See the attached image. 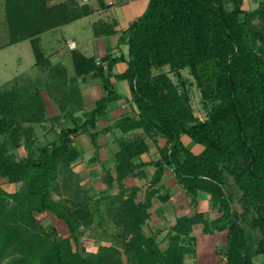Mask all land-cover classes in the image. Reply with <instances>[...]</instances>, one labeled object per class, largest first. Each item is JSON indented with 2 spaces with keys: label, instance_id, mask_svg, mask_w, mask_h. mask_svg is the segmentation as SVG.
<instances>
[{
  "label": "trees",
  "instance_id": "16d2710c",
  "mask_svg": "<svg viewBox=\"0 0 264 264\" xmlns=\"http://www.w3.org/2000/svg\"><path fill=\"white\" fill-rule=\"evenodd\" d=\"M93 1L103 6V0H7L12 40L6 46L31 41L36 65L58 80L49 95L73 126L62 128L57 140L36 147L34 126L47 119L41 93L36 90L28 98L15 91L0 93V179L21 185L15 194L0 186V262L14 254L8 264H185V257L194 252L193 226H209L203 215L195 211L178 219L165 252L155 237L143 232L165 169L172 168L195 209L198 193L206 192L221 214L211 227L228 231L227 263L252 264L242 224L259 231L256 253L264 254V2L257 11L245 13L243 0H151L144 16L122 35L120 42L130 50L128 70L118 79L129 82L138 119H121L105 133L142 129L170 145L153 163L157 172L144 202H138L140 189L120 183L146 166L135 163L147 151L144 137L120 142L115 157L120 192L115 196L95 199L89 189L80 187L72 171L80 158L73 138L88 133L96 146L97 120L118 100L110 81L116 60L105 70L93 58L73 53L76 76L92 74L101 80L104 91L85 121L75 120L83 108L76 77L70 78L62 65L52 66L39 41L45 33L92 15ZM114 34V27L95 25L96 36ZM165 68L182 87V72L189 71L202 101L211 105L206 121L195 117L190 94L179 90ZM155 69L160 73L155 74ZM183 137L202 146L203 152L192 153ZM22 146L27 156L19 161L11 152ZM72 177L77 180L75 198L55 201L61 179L66 184ZM103 179L108 186L115 182L110 174ZM232 189L240 193L241 214L233 211ZM103 210L120 229L118 241L87 254L79 243L81 228L93 225L95 214ZM44 213L62 220L70 237L44 228L36 218Z\"/></svg>",
  "mask_w": 264,
  "mask_h": 264
},
{
  "label": "crops",
  "instance_id": "0c3cea01",
  "mask_svg": "<svg viewBox=\"0 0 264 264\" xmlns=\"http://www.w3.org/2000/svg\"><path fill=\"white\" fill-rule=\"evenodd\" d=\"M150 1L103 0L102 7L97 1H93L91 6L95 12L92 15L42 35H55L54 41L58 43L56 47L51 48L49 53L46 52V49L40 43L45 57L49 59L51 65H62L67 68L70 78L76 77V86H78L82 97L83 108L74 115L73 118L75 120L85 121V114L95 108L96 102L104 96V91L101 80L92 74L76 76L73 53L78 52L87 58H93L96 64L103 66L105 70L111 61L116 60L113 64L110 81L113 91L118 95V100L109 106L104 117L97 120L96 130L94 131L98 133L97 145L95 146L92 143L88 133H82L73 138V143L80 152V158L72 165V171L77 175L80 187L89 189L90 196L95 197V199L106 195L115 196L120 192L119 183L116 181L115 157L120 152L121 141L129 142L139 137L145 138L147 151L138 156L135 163L145 164L146 166L136 170L134 174L120 183L127 189H140L138 202H144L147 189L150 187V181L157 172L153 163L161 158V150L170 146L166 139L154 134L147 136L142 129L128 133L115 129L105 133L107 128L121 119L126 117L138 119V110L133 101L129 82L118 79L119 76L125 74L128 70L127 61L129 60L130 50L127 43H121L120 40L122 35L144 16ZM263 2L264 0H243L242 10L245 13H253L261 7ZM230 8L232 9V6ZM258 22L259 20H256L255 24H258ZM95 25L114 27L115 34L111 36H96ZM70 44L73 46L71 47ZM9 46H0V50ZM31 73V75H28L29 82L40 79L41 84L34 86L31 90H27L28 86L24 84L26 82L25 76L27 77V75H18L8 83L11 84L10 88L0 93L15 91L26 98L36 90L41 93L47 110V119L43 124L34 126L36 147H41V145H47H43L42 141L49 140L46 134H55L54 130L57 129L58 135L62 128L73 126V120L61 115L57 102L49 95L50 91H55L54 87L58 85V80L51 77L47 68L37 66L36 60L31 65ZM22 78H24L23 81L16 83L17 80ZM57 92L60 93V91ZM38 128L44 131V134L46 133L43 140L37 134ZM55 140L57 138L49 140V143ZM182 141L195 155L201 154L204 150L202 146L195 144L187 137H183ZM198 147L200 148L198 149ZM11 153L19 161L27 156L24 146L13 150ZM107 174H110L115 180L112 186H108L103 179ZM0 186L7 193L15 194L18 190L17 188L21 185L8 184L6 180L0 179ZM158 188V193L153 198L149 209L150 217L143 227L144 234L148 237H155L160 250L165 252L170 246V238L174 235L171 230L176 225L177 220L197 211L203 215L209 226L206 227L204 224L193 226L191 237L195 239L194 252L185 257V264H228L224 256V251L229 241L228 231H214L212 229L211 223L218 220L221 214L217 209H214L209 194L206 192L198 193V204L195 209L191 203V198L188 197L183 186L177 180L172 168L165 169ZM232 193L234 196L233 211L241 214L243 209L238 202L240 193L236 189H232ZM45 214H48L47 218L49 220L43 226L44 228L47 230L55 229L62 238L70 237L69 229L62 220L57 219L51 213L42 215ZM242 226L246 234V250L251 256L252 264H264V254L256 253L258 242L261 239L259 231L251 228L249 224H242ZM207 228L209 231H206ZM80 232L82 234L79 239L80 247L84 248L87 254H92L97 253L100 246L110 247L112 243H116L118 241L116 236L119 234L120 229L113 223L112 217L107 211L103 210L101 213L95 214L93 225L88 228H81Z\"/></svg>",
  "mask_w": 264,
  "mask_h": 264
},
{
  "label": "rangeland",
  "instance_id": "374dc122",
  "mask_svg": "<svg viewBox=\"0 0 264 264\" xmlns=\"http://www.w3.org/2000/svg\"><path fill=\"white\" fill-rule=\"evenodd\" d=\"M82 3H86V0H81ZM229 7V6H227ZM55 35H44L40 37L39 41L46 49V52H50L52 47H56L58 43L54 40ZM12 40V33H11V24L8 19V8H7V0H0V46H6ZM50 42V43H49ZM35 55L33 51V46L30 41H23L18 45L9 46L8 48H4L0 50V92H3L10 88L11 80L14 79L15 76L18 75H27L26 82L24 83L27 87V90H31L34 86L41 84L40 79L35 81L28 80V75H31V65L35 62ZM163 72H166L170 75L173 82L178 86L181 92L184 89L190 94L191 99V106L195 117L200 119L201 121H206L208 118V114L211 108V105H207L202 101L200 90L197 88L195 81L190 76L189 71L183 72V81L185 83V87L180 86L182 83L179 79L170 73L169 68H165ZM160 72L155 69V74H159ZM24 77V76H22ZM24 78L17 80L16 83H20L23 81ZM34 84V85H33ZM55 134H46L49 140H54L57 138V129L54 130ZM37 134L40 136V139L43 140L45 137L44 131L40 128L37 129ZM49 140L42 141L41 143L48 144ZM41 145V144H40ZM42 146V145H41ZM200 147H198L199 149ZM59 185L55 188V192L53 194V198L55 201H62V200H72L75 197L77 191V180L76 178H71L64 184L63 178L61 179ZM21 187V186H20ZM20 187L17 189L19 190ZM17 190V191H18ZM11 192L13 190H10ZM14 192V191H13ZM75 193V194H74ZM12 205V203H11ZM12 207V206H11ZM48 214L45 215H37L38 221L41 223L42 226L47 224L49 220L47 218ZM49 228V227H48ZM51 231V229H50ZM15 258L14 254H9L4 260L0 262V264H8Z\"/></svg>",
  "mask_w": 264,
  "mask_h": 264
},
{
  "label": "water",
  "instance_id": "95a60500",
  "mask_svg": "<svg viewBox=\"0 0 264 264\" xmlns=\"http://www.w3.org/2000/svg\"><path fill=\"white\" fill-rule=\"evenodd\" d=\"M254 163H255V157H253V159H252V162H251V165H250V171H252V166L254 165ZM233 221H234V216H233Z\"/></svg>",
  "mask_w": 264,
  "mask_h": 264
},
{
  "label": "built area",
  "instance_id": "2783aa9c",
  "mask_svg": "<svg viewBox=\"0 0 264 264\" xmlns=\"http://www.w3.org/2000/svg\"><path fill=\"white\" fill-rule=\"evenodd\" d=\"M70 46L72 47L73 45L70 44Z\"/></svg>",
  "mask_w": 264,
  "mask_h": 264
}]
</instances>
